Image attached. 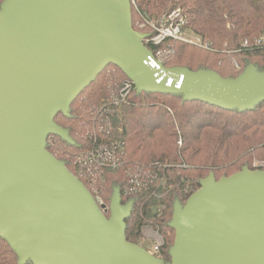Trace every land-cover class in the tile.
Listing matches in <instances>:
<instances>
[{
  "label": "water",
  "instance_id": "95a60500",
  "mask_svg": "<svg viewBox=\"0 0 264 264\" xmlns=\"http://www.w3.org/2000/svg\"><path fill=\"white\" fill-rule=\"evenodd\" d=\"M131 0H4L0 8V235L19 263L154 264L125 238L132 203L119 191L108 218L85 184L46 148L54 121L109 64L139 91L182 93L224 109L264 101V72L236 78L149 63ZM168 264H264V170L201 181L176 203Z\"/></svg>",
  "mask_w": 264,
  "mask_h": 264
},
{
  "label": "trees",
  "instance_id": "16d2710c",
  "mask_svg": "<svg viewBox=\"0 0 264 264\" xmlns=\"http://www.w3.org/2000/svg\"><path fill=\"white\" fill-rule=\"evenodd\" d=\"M4 0H0V8ZM180 9L185 28L209 42L166 39L149 49L163 54L166 67L212 70L236 78L249 65L264 72V0H131L132 26L138 19L159 21ZM151 31V28H147ZM237 61L238 67L234 61ZM131 80L107 65L54 121L71 140L50 133L46 148L96 197L105 214L116 191L132 203L125 238L135 243L151 223L164 235L156 257L168 263L176 238L171 226L176 203L185 205L214 173L219 180L264 159V101L253 108L224 109L182 93L139 91L121 99ZM19 255L0 235V264L19 263Z\"/></svg>",
  "mask_w": 264,
  "mask_h": 264
},
{
  "label": "built area",
  "instance_id": "2783aa9c",
  "mask_svg": "<svg viewBox=\"0 0 264 264\" xmlns=\"http://www.w3.org/2000/svg\"><path fill=\"white\" fill-rule=\"evenodd\" d=\"M146 26H150L151 31L147 34V37L144 39V44L149 45H159L166 39H177L184 40L188 42H195L200 46L208 48L209 42L202 40L200 37H197L198 40H193L190 37L186 36V18L183 16L180 9L173 10L169 13L164 14L159 21H147ZM145 24V23H144ZM163 54L165 52L158 51L157 53L152 52V55L149 57V63L153 68L161 69L163 66ZM238 67V64L236 63ZM134 82L128 80L123 88L120 91L121 99H125L133 90ZM259 170H264V165ZM159 244H163L164 241H161L160 238H157Z\"/></svg>",
  "mask_w": 264,
  "mask_h": 264
},
{
  "label": "rangeland",
  "instance_id": "374dc122",
  "mask_svg": "<svg viewBox=\"0 0 264 264\" xmlns=\"http://www.w3.org/2000/svg\"><path fill=\"white\" fill-rule=\"evenodd\" d=\"M147 21L149 20H143V19L137 18L134 24V27H135L134 29L136 31L148 34L150 31L147 30V28H150V26H146L148 24ZM186 36L190 37L193 40L195 39L198 40L197 36L188 29H186ZM162 62H163V59H162ZM234 62L235 64L237 63L236 60ZM261 165H264V159L263 160L255 159L253 161V166L256 167L255 170L261 169L262 168L260 167ZM95 195H96L95 199H97L100 203L101 201L103 202L99 194L96 193ZM110 216L111 214L108 215L107 217L110 218ZM157 238H160L161 241H164V235L162 234V232H159L158 228H154L151 223H146L142 226L141 237L137 238L135 243H132V242L130 243L138 246L143 251H145L152 258L154 264H168L169 262L166 263L160 260L158 257H156V252L163 245V244L161 245L158 243Z\"/></svg>",
  "mask_w": 264,
  "mask_h": 264
}]
</instances>
